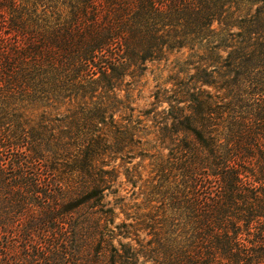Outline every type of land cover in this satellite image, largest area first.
Instances as JSON below:
<instances>
[{
  "label": "trees",
  "instance_id": "obj_1",
  "mask_svg": "<svg viewBox=\"0 0 264 264\" xmlns=\"http://www.w3.org/2000/svg\"><path fill=\"white\" fill-rule=\"evenodd\" d=\"M0 264H264V0H0Z\"/></svg>",
  "mask_w": 264,
  "mask_h": 264
},
{
  "label": "rangeland",
  "instance_id": "obj_2",
  "mask_svg": "<svg viewBox=\"0 0 264 264\" xmlns=\"http://www.w3.org/2000/svg\"><path fill=\"white\" fill-rule=\"evenodd\" d=\"M217 22L214 23V27H217ZM174 56L171 57L168 64L165 61L153 62L149 65V70L141 80L140 91H136V103L138 110L151 109L153 105L154 96L153 93L156 90L155 85L160 84L168 80L171 74V62L174 60ZM163 84V83H162ZM138 114V113H137ZM153 116V115H150ZM148 124H154L152 117H149Z\"/></svg>",
  "mask_w": 264,
  "mask_h": 264
}]
</instances>
